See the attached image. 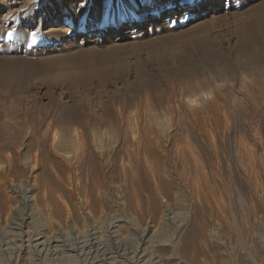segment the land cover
<instances>
[{"label": "rangeland", "instance_id": "rangeland-1", "mask_svg": "<svg viewBox=\"0 0 264 264\" xmlns=\"http://www.w3.org/2000/svg\"><path fill=\"white\" fill-rule=\"evenodd\" d=\"M210 1L0 0V144L14 141L18 147L21 146L17 151L21 163L30 156L38 158V204L46 203L49 207L38 205L42 206L36 214L40 221L34 226L49 228L53 225L47 228L50 234L58 232L72 245L78 241L77 228L85 230L81 225L85 226L87 218L89 220V215L93 214L96 229L103 230L99 232L97 229L98 237L104 236L102 240L99 238L102 246L124 247L132 252L141 246L143 228L152 224L153 206L156 204L162 210L172 202L178 216L176 221L180 223L183 220L184 229L174 236V225L163 228L156 224V235L147 245L149 253L158 255L165 264L169 261V264H254L251 255L255 256L257 264H264V0H219L211 4ZM172 7L179 10L172 13ZM143 16H146V21L140 20L130 32L129 23ZM142 25L144 27L141 28ZM247 82L250 85L248 89ZM252 85L254 89H250ZM206 95L209 96L206 98ZM214 95L219 100L218 97L214 99ZM190 97L199 99V108H208L203 115L189 118L176 109L178 103ZM131 122L140 126L147 124V127L155 125V129L156 122L181 127L182 132L174 141L176 146L172 153L188 142L209 161L213 160L209 169L210 187L202 189L203 193L206 192L204 195L201 193L202 199L195 196L193 213L190 211L191 203H186L185 197L182 199L180 194H176L178 199L168 202L158 191L143 150L140 161L139 156L130 161L132 167L126 177L128 190L133 192L130 191L133 207L128 211L118 196V187L125 182L119 159L115 160V169H110L112 171L106 176L97 158V166L90 164L88 159L78 169L74 167L67 173L66 165L54 158L48 147L49 136L58 139L78 133L84 140H91L95 137L91 136L92 131L103 136L109 128ZM213 122L229 125L224 144L217 135L212 138L214 141H210L208 134H199V128L205 131L214 125ZM151 134L153 138L154 134ZM213 143L216 146L223 144L222 154L232 164L228 171L220 173L217 166L211 169L214 161L217 163ZM237 146L243 149V169L237 166ZM247 150L253 151L255 157L248 159L245 155ZM131 163L128 159L124 162L127 165ZM93 167H97L96 171ZM195 169L193 166L190 172L178 162V172L182 175H192L195 179L200 172ZM64 173L66 178L71 176L68 179L72 183L65 180ZM7 181L11 182L4 178L0 187L1 208L8 198H14ZM93 185L94 190L98 188L96 192ZM251 185H255L257 190L253 191ZM88 194L92 196L87 198ZM240 196L244 202L240 201ZM91 197L98 198V202ZM85 198L93 202H90L93 205H90L91 211ZM18 199L16 197L13 203L16 218L30 212ZM102 201L101 209L99 204ZM118 220L126 222L120 223L125 225H121L119 239L111 242L108 230L113 224H118ZM238 227L240 233L237 232ZM212 229L216 230V235L210 236ZM1 233L0 264H14L16 258L12 255L15 254L4 251L5 235ZM172 242L178 245L180 261L174 256L169 260L170 252H164L170 249ZM156 244L160 245L159 249L154 248L158 246ZM81 254L61 257L59 262L48 260L50 263L46 261L45 264H88L89 259L84 252ZM29 260L25 264L33 262Z\"/></svg>", "mask_w": 264, "mask_h": 264}, {"label": "bare ground", "instance_id": "bare-ground-1", "mask_svg": "<svg viewBox=\"0 0 264 264\" xmlns=\"http://www.w3.org/2000/svg\"><path fill=\"white\" fill-rule=\"evenodd\" d=\"M216 1L219 0H211V3H215ZM179 9H174L173 7L170 9V11L176 12ZM142 21H146V16H143L141 18H136L134 19L131 23H129L128 25V30L130 32H132L136 27L137 24L139 22ZM145 25V24H144ZM144 25L141 26L144 27ZM140 28V26H138ZM64 31H66V29H63ZM50 31H55V30H51ZM59 31V30H58ZM105 32V30L103 31ZM102 36H104V33H102ZM262 52V51H261ZM260 62V61H259ZM258 63V62H257ZM256 63V64H257ZM255 64V65H256ZM256 68V67H255ZM259 70V69H258ZM261 70V69H260ZM256 71V70H254ZM264 73V72H263ZM262 73V74H263ZM255 74V73H254ZM213 75V74H212ZM219 75V74H218ZM217 77V75H216ZM262 78V77H261ZM255 79V78H254ZM264 80V78H262ZM216 80V78H215ZM262 80V81H263ZM246 81V80H245ZM260 81V80H258ZM256 84L257 81L255 80ZM254 82V83H255ZM261 82V81H260ZM264 82V81H263ZM215 84V83H214ZM255 84V85H256ZM261 84V83H260ZM248 82L246 84V87L248 86ZM212 86V85H211ZM245 86V85H244ZM250 86V85H249ZM258 86V85H257ZM261 86V85H260ZM214 87V86H212ZM210 87V88H212ZM254 87L253 85L250 87V89ZM257 88V87H256ZM263 88V86H262ZM248 89V87H247ZM254 89V88H252ZM258 89V88H257ZM216 90V89H215ZM209 91V90H207ZM213 89H212V93H213ZM218 91V90H217ZM215 91V93L217 92ZM254 91V90H253ZM206 92V91H205ZM219 92V91H218ZM249 92V91H247ZM251 92V90H250ZM262 92V91H261ZM209 93V92H208ZM243 93V92H242ZM257 93V92H256ZM217 95V94H216ZM216 95H214V99L217 98ZM220 95V94H218ZM209 95H206V98ZM212 96V94H211ZM211 99V98H209ZM205 100V97H204ZM208 100V99H206ZM217 100V99H216ZM219 100V97H218ZM253 100V99H252ZM245 101V100H244ZM249 101V100H248ZM247 101V102H248ZM251 101V100H250ZM249 101V102H250ZM264 101V100H263ZM208 102V101H207ZM216 102V101H215ZM246 102V101H245ZM248 102V104H249ZM257 102V101H255ZM198 103H199V99L194 98V97H190L187 101L178 103L176 106V109L181 113H184L187 115V117H191L192 118H196L199 117L201 115L204 114V112L208 109L206 108H199L198 107ZM210 103V102H209ZM261 103V102H260ZM212 104V102L210 103ZM247 104V103H246ZM259 105V104H258ZM213 106V104H212ZM258 107V106H256ZM255 108V107H254ZM122 114V112H121ZM213 114V113H212ZM121 118V115H118ZM119 118V119H120ZM224 118V117H223ZM242 118V117H241ZM126 121V119H125ZM128 121V120H127ZM213 121V120H212ZM211 121V122H212ZM218 121V120H216ZM179 122V120H178ZM121 123H124L121 121ZM120 123V124H121ZM205 123V122H204ZM214 123V122H213ZM229 123V121H228ZM147 125V124H146ZM140 126L139 124H134V123H126L123 125H119L118 127L114 126L111 129L109 128L108 133L105 132L104 135L102 136V134H99L96 131H92L91 136H95L92 137L91 140L90 139H83V137L78 134L75 133L74 136H66V138H56L54 137L52 139V137L49 136V138H51L49 140L50 144H49V148L51 150V152L53 153L54 158L59 159L60 162H62L63 164L66 165L68 172H71L72 170H74V167H76L77 169L79 168L78 166H80V164L85 161V160H90V164H92L93 166H97V162L96 160L98 159V161L101 164V168L103 170L102 173H104V175L106 176L107 172H110L112 170L110 169H115L114 167H116V159H119L122 162V175L124 176V179H122L123 181L125 180V182L122 183V185L119 183V185H121L120 187H118V196L121 197L120 201L121 203L124 202V207L126 205V210H128L130 207H133V205L130 203L131 200L130 197L131 196V189L130 191L128 190V186L126 185V177L129 175L128 173V169H131L132 167V163L130 161H132L133 157L139 156V161L141 160L140 158V152L143 150L144 152V157H145V161L147 162V164H150V169L153 172V177L154 180L157 184V188L158 191H160L161 194L164 195V197L167 198L168 202L174 201L175 199H178L176 194H180L181 198L183 199V197H185L184 200H186V203H189L190 205V211L191 213H193L194 209H195V196L197 195V198H201V193H203L204 188L208 187L210 184V161L212 163L213 160L210 159V161L203 155H201L202 153H200V151H197L198 149H196V147H194V145H191L188 142H182L184 144L178 146L177 149H175V153L173 154L172 150L174 147V141H176L177 135L179 132H182V128L181 127H174V126H169V125H165L162 123H157L156 122V129L154 128L155 125L151 126L149 125L147 126ZM201 125V124H200ZM1 126V125H0ZM48 127L50 126L49 124L47 125ZM202 126V125H201ZM231 126V125H230ZM27 127V125H26ZM194 127V126H192ZM197 127V126H196ZM206 127V126H205ZM3 128H5L3 126ZM95 129V128H94ZM188 129V128H187ZM195 129V128H194ZM207 129V127H206ZM189 130V129H188ZM251 130V129H250ZM40 131V130H39ZM43 131V130H42ZM48 131V129H47ZM64 131V130H63ZM91 131V130H90ZM199 134L201 136L203 135H209V140L210 141H214L212 140V138H215L216 135L219 136L220 140L222 141V143L224 144L225 142L223 141L224 138L226 137L228 131H229V125H227V123H225L224 125H217L214 123V125L210 128H208L207 130H203L199 128ZM26 132V131H25ZM28 132V131H27ZM49 132V131H48ZM46 132V133H48ZM74 132V130H73ZM187 132V131H186ZM245 132V131H244ZM72 133V132H71ZM154 134L153 138H151L150 134ZM2 134V133H1ZM25 134V133H24ZM29 133H27L28 135ZM49 134V133H48ZM86 134V133H85ZM151 134V135H152ZM32 135V134H31ZM107 135V136H106ZM207 135V136H208ZM258 135V134H257ZM2 136V135H1ZM38 136V135H37ZM53 136V135H52ZM56 136V135H55ZM87 136V135H86ZM90 136V137H91ZM59 137V134L58 136ZM85 138V137H84ZM15 139V138H14ZM48 140V139H47ZM7 141V140H6ZM9 142V141H7ZM39 141V140H38ZM219 141V140H218ZM226 141V139H225ZM263 142V141H261ZM41 143V141H40ZM48 143V142H47ZM45 142L43 143L44 146ZM211 144V143H210ZM221 143L218 144V146L215 145V143H213V147L215 148V152L214 154H216L215 156V160L217 163H215L214 161V165L211 166L215 167L217 166L216 169H218V171L224 172V171H228V169H231V162L228 163L227 159L225 158V155L222 154L223 153V149H222V145ZM263 144V143H262ZM176 146V145H175ZM252 146V145H251ZM21 147V146H19ZM19 147L17 146V143L12 141L10 142V144H0V187L3 185V180L4 178L6 179H10L11 182H8L9 188L11 189L12 194L14 195V198L16 199V197H19L20 202L22 203V205L24 206V209H29L30 212H26V213H22L20 218H16V213L15 212V208L13 209V203L15 201L14 198L12 199H7V201L5 202V205L3 206V208L0 209V233L1 235H5V243H3V248L4 251H6L7 253H11V254H15L12 256H15L16 258V262L14 264H25V261H27L28 259L33 260L32 263L30 264H45L46 261L51 260V261H57L58 259H62L61 257L64 256H81L83 254H81L82 252H84V255H86V258L89 259V263L88 264H114L116 262H120V263H124L125 261H127L129 264H165V261H162V259H160V257L158 255H152V252L149 253L148 247L147 246L150 242L151 239L153 238L152 236L156 235V224L162 225V227H167V225H174L175 226V230H174V236H178L177 234L179 232H181L182 228L185 226L184 221L181 220L180 223H178V219H177V213L175 212V206L171 203H168L167 206L165 208H163L162 210L160 209V207H156V204L153 206L154 208L151 210V219H152V224L148 227H146L145 229L143 228V230L141 231V235L139 233V235L141 236V246H139L138 249H133L135 251L132 252H128L127 250L120 248V247H109L106 248L104 246H102V244H100L99 238L98 237V233L100 231L103 230H99V232H97L96 226H95V220H94V216L89 215V220L87 218L86 221V225L84 226V224H82L81 226L84 227L85 230H82L81 228H77L78 231V241L75 242L74 244L70 245L68 242V238L66 236H63L62 234H59L58 232L56 233L54 230V234H50L51 232L48 230V226H46L47 228H37V226H34L35 224L37 225V223L40 221L39 218H37L36 214L39 211V208H41L43 206V203L41 204L42 206L38 207V197L36 195V191H37V180H38V165H39V161L37 157H28L27 160L25 161H21L18 160V158L21 159V157H18V152ZM211 147V149L213 148ZM45 148V147H44ZM199 148V147H198ZM23 150V149H22ZM242 150L240 148V146H237V166L240 169L244 168L243 163L245 162L243 160V154H242ZM24 151V150H23ZM95 155H94V153ZM244 153V152H243ZM20 154V152H19ZM48 154V153H47ZM248 156V159H252L253 157H255L254 152L251 150H247V154H245ZM244 155V156H245ZM24 156V155H23ZM134 157V158H135ZM264 157V156H263ZM97 158V159H96ZM128 159L129 163H131L130 165L128 164H124V162ZM247 159V157H246ZM258 159V158H257ZM256 159V160H257ZM261 159V158H260ZM263 159V158H262ZM137 160V159H136ZM103 161V162H102ZM244 161V162H243ZM264 161V160H262ZM89 162V161H88ZM86 162V163H88ZM178 162L183 163V166H186V168L188 169V171H192L193 166L196 169H199V176L196 177L195 179L193 178L192 175L186 176L182 175L178 172ZM255 162V160L253 161ZM252 162V163H253ZM261 162V161H260ZM85 163V162H84ZM119 163V162H118ZM145 163V162H144ZM42 164V163H41ZM99 164V165H100ZM137 164V163H136ZM135 164V165H136ZM213 164V163H212ZM256 164V162H255ZM254 164V165H255ZM89 165V164H88ZM138 165V164H137ZM253 165V164H252ZM247 166V165H246ZM259 166V165H258ZM60 167V166H59ZM249 167V166H248ZM81 168V167H80ZM87 168V167H86ZM95 168V167H93ZM254 168V167H253ZM62 169V168H61ZM60 169V170H61ZM97 167L93 170L96 171ZM184 169V168H183ZM182 169V170H183ZM195 169V170H196ZM138 170V168H137ZM247 170V169H246ZM62 171V170H61ZM80 173L81 170L79 169ZM149 171V169H148ZM186 171V170H185ZM63 172V171H62ZM78 172V171H77ZM114 172V170H113ZM197 172V171H195ZM194 172V173H195ZM218 172V173H219ZM120 173V172H119ZM149 173V172H148ZM186 173V172H185ZM217 173V174H218ZM247 173V172H246ZM256 173V172H255ZM45 174V173H44ZM65 174V180H67L69 177L71 176H67L68 178H66V173ZM70 174V173H69ZM68 174V175H69ZM73 175V174H72ZM77 175V174H76ZM96 175V174H95ZM196 175V174H195ZM198 175V174H197ZM80 176V175H79ZM83 176V175H82ZM87 176V175H86ZM110 176V175H109ZM116 176V175H115ZM114 176V177H115ZM211 176V175H210ZM248 176V175H247ZM41 177V176H40ZM78 177V176H77ZM98 177V176H97ZM166 177V178H165ZM195 177V176H194ZM214 177V176H213ZM50 178V177H49ZM73 178V176H72ZM82 179V177H80ZM93 178V177H92ZM95 178V177H94ZM119 178V177H118ZM130 178V177H129ZM222 178V177H221ZM46 179V178H45ZM62 180V178H60ZM59 179V180H60ZM79 179V178H78ZM84 179V177H83ZM110 179V178H109ZM114 179V178H113ZM121 179V178H119ZM245 179V178H244ZM53 180V179H52ZM57 180V179H56ZM74 180V179H72ZM105 180V178H104ZM132 180V179H131ZM51 181V179L49 180ZM68 181H70L68 179ZM67 181V182H68ZM98 180H96L97 182ZM100 181V180H99ZM106 181V180H105ZM115 181L117 182V180L115 179ZM121 181V180H119ZM118 181V182H119ZM133 181V180H132ZM136 181V180H135ZM218 181V180H217ZM66 182V181H65ZM66 182V183H67ZM71 182V181H70ZM76 182H78L76 180ZM82 182V181H79ZM88 182V181H87ZM94 182V181H93ZM114 182V183H116ZM130 182V180H129ZM2 183V185H1ZM63 183V182H61ZM69 183V182H68ZM72 183V182H71ZM74 183V182H73ZM86 183V182H84ZM95 183V182H94ZM106 183V182H105ZM108 183V181H107ZM109 183H111L109 181ZM134 183V182H133ZM131 183V184H133ZM70 184V183H69ZM100 184V183H99ZM102 184V182H101ZM130 184V183H127ZM155 184V183H154ZM251 184V183H250ZM74 185V184H73ZM73 185H71V187H74ZM97 185V184H95ZM111 185V184H110ZM109 185V187H110ZM148 185V184H146ZM6 186V185H5ZM112 186V185H111ZM132 186V185H130ZM140 186V185H139ZM98 187V186H95ZM101 187V186H100ZM117 187V186H116ZM135 187V185H134ZM137 187V186H136ZM210 187V186H209ZM253 191H256V186L255 185H251ZM3 188V187H2ZM6 188V187H5ZM4 188V189H5ZM39 188V187H38ZM75 188V187H74ZM80 188V187H79ZM153 188V187H152ZM156 188V189H157ZM98 189V188H97ZM97 189L94 190V185H93V190L96 192ZM117 189V188H116ZM133 189V188H132ZM155 189V188H154ZM203 189V190H202ZM211 189V188H210ZM9 190V189H7ZM68 191V189H66ZM78 190V189H75ZM74 190V191H75ZM81 190V189H80ZM83 190V188H82ZM87 190V189H86ZM107 190V189H106ZM4 191V190H3ZM10 191V190H9ZM100 191V190H99ZM111 191V190H110ZM128 191V192H127ZM136 191V190H135ZM157 191V190H156ZM157 191V192H158ZM203 191V192H202ZM6 192V191H5ZM113 192V190H112ZM7 193V192H6ZM39 193V192H37ZM73 193V192H72ZM76 193V192H75ZM87 193H90L87 192ZM111 193V192H110ZM114 193V192H113ZM117 193V192H116ZM11 194V195H12ZM83 194V192H82ZM91 194H95V193H91ZM133 194V192H132ZM152 194V193H150ZM206 194L203 193V195ZM42 195V194H41ZM48 195V194H47ZM87 195V194H86ZM98 196V192L96 194ZM110 195V194H109ZM113 195V194H112ZM111 195V196H112ZM9 196V195H8ZM89 196V194H88ZM87 196V198H90ZM94 196V195H93ZM97 196H94L95 198ZM105 196V195H104ZM152 198L153 195H151ZM11 197V196H10ZM69 197V196H68ZM156 197V196H155ZM177 197V198H176ZM84 198V197H83ZM85 198L86 200H88L87 202V208H91L90 202L91 201L89 199ZM92 198V197H91ZM105 198V197H104ZM180 198V199H181ZM243 197L240 196V201L244 202ZM5 199V198H4ZM84 199V201H85ZM94 199V198H92ZM6 200V199H5ZM16 200V202L18 201ZM96 200V199H94ZM98 200V198H97ZM96 200V201H97ZM109 200V199H108ZM183 200V202H185ZM41 201V200H40ZM80 201V200H79ZM84 201H82L84 203ZM112 201V200H111ZM116 201V200H115ZM181 202V200H179ZM188 201V202H187ZM218 201V200H217ZM45 202V201H43ZM48 202V200H47ZM57 202V201H56ZM81 202V203H82ZM98 202V201H97ZM1 203V201H0ZM18 203V202H17ZM16 203V204H17ZM51 203V202H50ZM49 203V204H50ZM93 203V202H91ZM101 204L97 203L100 205L101 209H102V204L104 205V202H100ZM134 203V202H133ZM174 203V202H173ZM178 203V202H177ZM95 207H97L96 203ZM123 204V203H122ZM176 204V203H175ZM183 204V203H182ZM217 204V203H216ZM21 205V204H20ZM48 204H46L47 206ZM56 205V204H55ZM91 205V206H90ZM132 205V206H131ZM184 205V204H183ZM188 205V204H187ZM188 205V206H189ZM15 206V204H14ZM18 206V204H17ZM51 207H54V205H51ZM81 206V205H80ZM83 206V205H82ZM121 206V205H120ZM123 206V205H122ZM121 206V207H122ZM174 206V207H173ZM186 206V205H185ZM232 206V205H231ZM230 206V207H231ZM49 207V206H47ZM58 207V206H57ZM55 207V208H57ZM77 207V206H76ZM146 207V206H145ZM187 207V206H186ZM229 207V208H230ZM23 208V207H22ZM46 208V207H45ZM44 208V209H45ZM60 208V207H59ZM58 208V209H59ZM67 208V207H66ZM64 208V209H66ZM79 208V207H78ZM82 207H80L81 209ZM86 208V209H87ZM104 208V206H103ZM148 208V207H147ZM80 209H77L80 210ZM85 209V208H84ZM92 209V208H91ZM96 209V208H95ZM98 209V208H97ZM96 209V210H97ZM125 209V208H124ZM180 209V208H179ZM183 209V208H182ZM43 210V209H41ZM57 209H55L54 211H56ZM68 210V209H67ZM73 210V209H71ZM74 210L76 211L75 207ZM82 210V209H81ZM80 210V211H81ZM99 210V209H98ZM97 210V211H98ZM131 210V209H130ZM133 210V209H132ZM131 210V211H132ZM135 210V209H134ZM136 210L137 206H136ZM135 210V213H136ZM184 210V209H183ZM181 210V211H183ZM233 210V208H232ZM9 211V212H7ZM22 211V210H21ZM45 213V210H43ZM70 211V210H69ZM83 211V210H82ZM81 211V212H82ZM91 211V210H90ZM101 211V210H100ZM129 211V210H128ZM130 211V212H131ZM139 211V210H138ZM188 211V210H187ZM189 211V212H190ZM61 212V210H60ZM67 212V211H66ZM71 212V211H70ZM87 212V211H86ZM93 212V211H92ZM96 212V211H95ZM133 212V211H132ZM131 212V213H132ZM178 212V211H177ZM234 212V211H233ZM232 212V213H233ZM20 213V212H19ZM42 213V214H43ZM74 213V212H72ZM77 213V212H76ZM75 213V214H76ZM79 213V212H78ZM83 213V212H82ZM134 213V212H133ZM139 213V212H137ZM21 214V213H20ZM47 214V212H46ZM46 214L44 215L45 218ZM51 214V213H50ZM58 214V213H57ZM62 214V213H60ZM59 214V215H60ZM69 214V213H68ZM96 214V213H95ZM94 214V215H95ZM142 214V213H141ZM197 214V213H195ZM15 215V216H14ZM54 215V214H51ZM50 215V216H51ZM58 215V216H59ZM73 215V214H72ZM77 215V214H76ZM81 215V214H80ZM86 215V214H85ZM100 215V213H99ZM235 215V214H233ZM48 216V214H47ZM56 216V214H55ZM69 216V215H68ZM84 216V215H83ZM183 215L181 214V217ZM186 216L188 217V213H186ZM49 217V216H48ZM75 217V215H74ZM80 216H78L77 218H79ZM99 217V216H98ZM101 217V216H100ZM180 217V215H179ZM184 217V216H183ZM186 217V218H187ZM201 217V216H200ZM44 218V219H45ZM52 218V216L50 217ZM55 218V217H54ZM76 218V217H75ZM74 218V219H75ZM81 218H83L81 216ZM96 218V216H95ZM189 218V217H188ZM61 219V218H60ZM72 219V220H74ZM99 219V218H98ZM96 219V220H98ZM137 219V218H136ZM177 219V221H176ZM184 219V218H182ZM195 219V218H194ZM49 220V219H48ZM47 220V221H48ZM56 220H59V218H57ZM79 220V219H78ZM82 220V219H81ZM85 220V219H84ZM185 220V219H184ZM61 221V220H60ZM59 221V222H60ZM63 221V220H62ZM83 221V220H82ZM43 222V220H42ZM46 222V219H45ZM52 222V221H51ZM75 222V221H74ZM77 222V221H76ZM112 222V221H111ZM118 222V224H113L109 230V238L111 240V242L115 241L116 238L118 237V234L120 233V228L124 227L123 224L120 223H125L124 221H116V223ZM137 222V221H135ZM40 224V223H39ZM62 225V222L60 223ZM66 224V222H65ZM98 224H100L98 222ZM102 224V223H101ZM128 226V223H126ZM60 225V226H61ZM64 225V224H63ZM62 225V226H63ZM121 225H123L121 227ZM138 225V224H137ZM234 225V224H233ZM44 226V225H43ZM65 226V225H64ZM63 226V227H64ZM78 226V225H77ZM109 226V225H108ZM132 226V225H131ZM192 226V225H190ZM55 227V226H54ZM53 227V228H54ZM101 227V226H100ZM99 227V228H100ZM103 227V226H102ZM126 227V226H125ZM132 228V227H131ZM173 228V227H172ZM236 228V227H235ZM90 229V230H88ZM101 229V228H100ZM104 229V228H103ZM133 229V228H132ZM184 229V228H183ZM197 229V228H196ZM194 230L197 231V230ZM52 231V230H51ZM163 231V230H162ZM237 231V229H236ZM239 227H238V233L239 232ZM53 232V231H52ZM132 232H134L132 230ZM140 232V230H139ZM61 233H64L61 232ZM102 233V232H101ZM138 233V232H137ZM158 233V232H157ZM162 233V232H161ZM167 233V232H166ZM196 233V232H195ZM66 234V233H65ZM151 234V236L148 238V236ZM191 234V233H190ZM8 235V236H7ZM216 235V230L212 229L210 232V236ZM204 236V235H203ZM77 237V236H76ZM104 238V236H102ZM108 237V236H107ZM3 238V239H4ZM103 238H100V240H102ZM169 238V237H168ZM75 239V238H74ZM119 239V238H117ZM73 241V239H72ZM76 241V240H75ZM118 241V240H117ZM116 241V242H117ZM173 241V240H172ZM154 242V241H153ZM115 243V242H114ZM120 243V242H119ZM107 244V243H106ZM112 244V243H111ZM151 244V243H150ZM153 244V243H152ZM115 245V244H113ZM117 245V243H116ZM121 245V244H120ZM119 245V246H120ZM140 245V244H139ZM155 245V244H153ZM152 245V246H153ZM158 245V244H156ZM168 245V244H167ZM170 249L165 250L164 252H170V256H169V260L170 258L173 259L176 257L177 259H180V254H179V248L177 243H173L170 244ZM111 246V245H109ZM123 246V245H122ZM151 246V245H150ZM108 247V245H107ZM160 245L158 246H154V248H158L159 249ZM150 248V247H149ZM132 250V249H131ZM154 250V249H153ZM158 251V250H157ZM159 252V251H158ZM154 253V252H153ZM10 254V256H11ZM157 254V253H155ZM73 257V258H74ZM85 257V256H84ZM164 257L166 258V256L164 255ZM251 260L253 261L254 264H257V261L255 259V256L251 255ZM32 258V259H31ZM79 259V257H77ZM164 258V259H165ZM175 258V259H176ZM12 259V258H11ZM65 259V258H64ZM83 259V258H82ZM85 259V258H84ZM168 259V257H167ZM165 259V260H167ZM15 260V259H14ZM29 260V261H30ZM68 260V259H67ZM119 260V261H118ZM155 260V262H154ZM168 260V261H169ZM23 261V263H21ZM70 261V260H69ZM75 261V259L73 260V262ZM84 261V260H82ZM177 261V260H176ZM14 262V261H13ZM12 262V263H13ZM50 263V261H48ZM47 262V263H48ZM59 262V260H58ZM71 262V261H70ZM76 262V261H75ZM85 262V261H84ZM167 262V261H166ZM48 263V264H49ZM54 263V262H53ZM52 263V264H53ZM62 263V262H60ZM170 263V261H169ZM168 263V264H169ZM28 264V262H27Z\"/></svg>", "mask_w": 264, "mask_h": 264}]
</instances>
